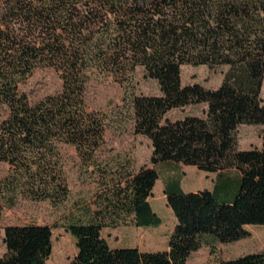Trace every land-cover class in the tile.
I'll return each instance as SVG.
<instances>
[{"label": "trees", "instance_id": "1", "mask_svg": "<svg viewBox=\"0 0 264 264\" xmlns=\"http://www.w3.org/2000/svg\"><path fill=\"white\" fill-rule=\"evenodd\" d=\"M227 65L222 83L183 84L182 65ZM137 66L156 79L160 94H134V130L153 146L151 163L174 161L217 173L213 189L184 190L165 182L176 222L167 250L112 247L97 222H72L77 253L69 264H185L203 245L249 235L264 225L262 146L240 149L241 124L264 125V0H0V161L10 173L1 190L36 200L64 201L69 193L60 145L91 161L105 143V118L87 102L95 72L123 82ZM52 67L62 89L32 102L20 84L36 68ZM128 99L125 97V100ZM205 104L202 114L171 119L174 108ZM230 170L238 172L233 183ZM160 173L142 166L115 196L117 212L139 226L160 223L149 198ZM217 192H230L223 201ZM3 205L0 201V220ZM0 264H48L53 231L47 224L4 228ZM220 264H264V250Z\"/></svg>", "mask_w": 264, "mask_h": 264}, {"label": "rangeland", "instance_id": "2", "mask_svg": "<svg viewBox=\"0 0 264 264\" xmlns=\"http://www.w3.org/2000/svg\"><path fill=\"white\" fill-rule=\"evenodd\" d=\"M227 65L215 68L207 64L182 65L183 84L201 83L208 88L218 87L224 78ZM63 81L52 67H39L20 84L22 91L35 102L48 94L62 89ZM156 79L147 77L143 66H137L134 73L121 82L112 74L95 72L87 86V102L91 109L101 111L105 118V143L91 161L82 160L72 144L60 145L64 171L70 193L60 202L50 199L36 200L24 193L13 194L1 190L3 205L0 220V257L6 252L3 241L4 228L15 224H47L53 231V251L48 264H69L77 253L76 239L68 231L72 222H97L102 226V235L112 247L138 246L141 250H167L169 236L176 219L167 205L164 193L165 182L178 180L186 191L213 189L217 173L205 172L194 165L182 162L151 163L153 146L151 140L134 130L133 110L130 103L134 94H160ZM125 97L128 99L125 100ZM264 98V82L262 87ZM205 104H192L174 108L168 116L171 119L185 114H202ZM9 113L6 104L0 102V122ZM263 124H241L237 130L240 149L262 146ZM155 166L160 178L149 198L153 209L160 216V223L139 226L133 214L117 212L113 201L119 190L132 175L144 166ZM10 173L6 162L0 161V183ZM227 178L233 183L238 178L236 170L227 171ZM223 201L232 198L230 192H217ZM249 235L232 242H213L193 252L185 264H220L222 260L264 250V225H247Z\"/></svg>", "mask_w": 264, "mask_h": 264}, {"label": "crops", "instance_id": "3", "mask_svg": "<svg viewBox=\"0 0 264 264\" xmlns=\"http://www.w3.org/2000/svg\"><path fill=\"white\" fill-rule=\"evenodd\" d=\"M158 182V181H157ZM157 182H156V184H157ZM156 184H155V186H156ZM183 188V187H182ZM48 262V261H47Z\"/></svg>", "mask_w": 264, "mask_h": 264}]
</instances>
